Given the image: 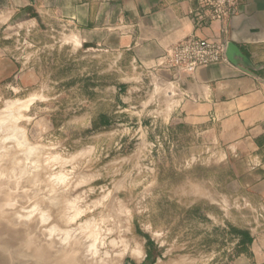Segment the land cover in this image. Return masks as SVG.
Listing matches in <instances>:
<instances>
[{
  "label": "rangeland",
  "instance_id": "obj_1",
  "mask_svg": "<svg viewBox=\"0 0 264 264\" xmlns=\"http://www.w3.org/2000/svg\"><path fill=\"white\" fill-rule=\"evenodd\" d=\"M37 10L0 23L34 74L0 86V264H231L233 230L261 216L243 190L254 177L152 101L115 108L116 58Z\"/></svg>",
  "mask_w": 264,
  "mask_h": 264
},
{
  "label": "crops",
  "instance_id": "obj_2",
  "mask_svg": "<svg viewBox=\"0 0 264 264\" xmlns=\"http://www.w3.org/2000/svg\"><path fill=\"white\" fill-rule=\"evenodd\" d=\"M195 7V0H0V23L33 18L40 9L42 17L73 28L82 48L104 53L112 65L116 58L124 78L105 87L117 94L115 108L144 109L143 101H152L156 112L240 161L254 177L243 184L246 199L261 216L251 218L248 253L231 264H264V0H240L231 19L216 22H197ZM189 37L233 43L249 66L226 61L192 75L161 66L164 52ZM19 63L14 46L0 45V86L10 95L34 79ZM107 113L100 117L104 124Z\"/></svg>",
  "mask_w": 264,
  "mask_h": 264
},
{
  "label": "built area",
  "instance_id": "obj_3",
  "mask_svg": "<svg viewBox=\"0 0 264 264\" xmlns=\"http://www.w3.org/2000/svg\"><path fill=\"white\" fill-rule=\"evenodd\" d=\"M240 0H195L194 16L197 22L231 19ZM225 44L212 40L186 38L164 52L161 66L182 75H192L200 68L226 62Z\"/></svg>",
  "mask_w": 264,
  "mask_h": 264
},
{
  "label": "water",
  "instance_id": "obj_4",
  "mask_svg": "<svg viewBox=\"0 0 264 264\" xmlns=\"http://www.w3.org/2000/svg\"><path fill=\"white\" fill-rule=\"evenodd\" d=\"M224 55L226 60L233 65H238V63L241 62L244 65L249 66L247 58L233 43L228 42L227 44H225Z\"/></svg>",
  "mask_w": 264,
  "mask_h": 264
},
{
  "label": "trees",
  "instance_id": "obj_5",
  "mask_svg": "<svg viewBox=\"0 0 264 264\" xmlns=\"http://www.w3.org/2000/svg\"><path fill=\"white\" fill-rule=\"evenodd\" d=\"M234 234H237L240 238H239V242H238V253L239 254H247L248 253V248L250 246L251 243V238L249 236V233L247 231H237V230H233ZM238 255V254H237Z\"/></svg>",
  "mask_w": 264,
  "mask_h": 264
}]
</instances>
